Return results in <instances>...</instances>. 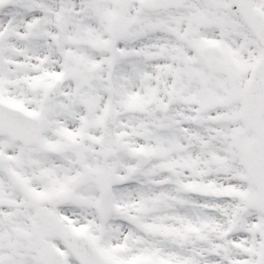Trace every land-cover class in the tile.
I'll use <instances>...</instances> for the list:
<instances>
[{
    "label": "snow or ice",
    "instance_id": "6c2138e0",
    "mask_svg": "<svg viewBox=\"0 0 264 264\" xmlns=\"http://www.w3.org/2000/svg\"><path fill=\"white\" fill-rule=\"evenodd\" d=\"M0 264H264V0H0Z\"/></svg>",
    "mask_w": 264,
    "mask_h": 264
}]
</instances>
